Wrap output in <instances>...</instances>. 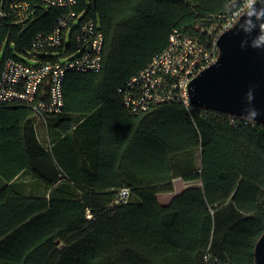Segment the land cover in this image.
<instances>
[{
	"label": "trees",
	"instance_id": "16d2710c",
	"mask_svg": "<svg viewBox=\"0 0 264 264\" xmlns=\"http://www.w3.org/2000/svg\"><path fill=\"white\" fill-rule=\"evenodd\" d=\"M0 0L5 61L55 65L78 57L93 21L99 72H67L60 114L0 103V264H255L264 234V125L172 101L132 113L128 83L177 32L211 50L242 0L30 1L18 21ZM76 15L61 47L35 48ZM13 50L16 56L13 54ZM70 60V61H71ZM198 182L162 205L173 181ZM130 191L127 203L119 192Z\"/></svg>",
	"mask_w": 264,
	"mask_h": 264
},
{
	"label": "built area",
	"instance_id": "2783aa9c",
	"mask_svg": "<svg viewBox=\"0 0 264 264\" xmlns=\"http://www.w3.org/2000/svg\"><path fill=\"white\" fill-rule=\"evenodd\" d=\"M31 0H9L8 11L18 21L30 16ZM48 7H69L76 5V0H41ZM242 8L234 13L224 24L218 38L231 29L245 8L252 2L242 0ZM0 10V16H4ZM72 13L58 21L53 35L42 38L38 36L34 47H61L64 29L75 18ZM217 40L211 50L193 40L182 37L174 32L167 49L155 56L150 65L128 83V92H124L126 107L134 114L146 111L150 105L178 101L190 109L193 107L189 100V84L205 69L218 59ZM78 57L66 59L55 65L42 64L31 66L22 62L8 59L5 61L0 79V103L8 104L21 102L32 105L42 86H48V98L33 106L39 120L44 121L46 115H56L64 107L63 81L67 72H99L101 69L102 34L96 30L93 21L81 26L76 36ZM71 60V61H70ZM130 191L123 189L119 192L117 202L127 203Z\"/></svg>",
	"mask_w": 264,
	"mask_h": 264
},
{
	"label": "water",
	"instance_id": "95a60500",
	"mask_svg": "<svg viewBox=\"0 0 264 264\" xmlns=\"http://www.w3.org/2000/svg\"><path fill=\"white\" fill-rule=\"evenodd\" d=\"M264 0L247 6L236 24L217 41L218 59L188 86L193 107L247 118L264 125ZM251 89V104L246 94ZM259 111L248 118L247 109ZM255 264H264V234L255 248Z\"/></svg>",
	"mask_w": 264,
	"mask_h": 264
},
{
	"label": "rangeland",
	"instance_id": "374dc122",
	"mask_svg": "<svg viewBox=\"0 0 264 264\" xmlns=\"http://www.w3.org/2000/svg\"><path fill=\"white\" fill-rule=\"evenodd\" d=\"M5 52H6V48L4 47L0 53V64L5 57ZM13 54L16 56V53L14 50H13ZM173 185H174V192L173 193L159 194L157 196L159 202L162 205L169 204L175 196L183 193L184 191H186L190 188L200 186V183H198V182H186V181H183L182 178H176L173 181Z\"/></svg>",
	"mask_w": 264,
	"mask_h": 264
},
{
	"label": "clouds",
	"instance_id": "9594fccd",
	"mask_svg": "<svg viewBox=\"0 0 264 264\" xmlns=\"http://www.w3.org/2000/svg\"><path fill=\"white\" fill-rule=\"evenodd\" d=\"M250 2H252V0H250ZM260 28H261V32L264 33V24H262L260 26ZM262 38H264V37H262ZM246 99L249 102V104H251V102L253 101L254 97L252 95L251 89L246 94ZM246 111H247L248 118H251V119H255L260 114L259 111L256 110L254 107H250Z\"/></svg>",
	"mask_w": 264,
	"mask_h": 264
}]
</instances>
